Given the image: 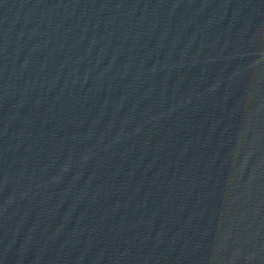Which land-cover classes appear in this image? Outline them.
I'll return each mask as SVG.
<instances>
[{"label":"water","instance_id":"obj_1","mask_svg":"<svg viewBox=\"0 0 264 264\" xmlns=\"http://www.w3.org/2000/svg\"><path fill=\"white\" fill-rule=\"evenodd\" d=\"M0 264H264V0H0Z\"/></svg>","mask_w":264,"mask_h":264}]
</instances>
